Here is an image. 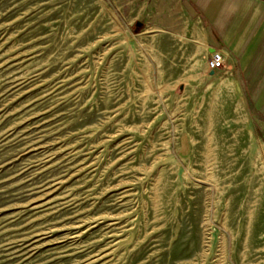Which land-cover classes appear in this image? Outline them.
<instances>
[{
    "label": "rangeland",
    "instance_id": "1",
    "mask_svg": "<svg viewBox=\"0 0 264 264\" xmlns=\"http://www.w3.org/2000/svg\"><path fill=\"white\" fill-rule=\"evenodd\" d=\"M183 0H0V264H264V138Z\"/></svg>",
    "mask_w": 264,
    "mask_h": 264
},
{
    "label": "crops",
    "instance_id": "2",
    "mask_svg": "<svg viewBox=\"0 0 264 264\" xmlns=\"http://www.w3.org/2000/svg\"><path fill=\"white\" fill-rule=\"evenodd\" d=\"M183 1L197 15L208 54L222 53L224 66L218 71L232 79L237 93L250 96L264 138V0Z\"/></svg>",
    "mask_w": 264,
    "mask_h": 264
},
{
    "label": "built area",
    "instance_id": "3",
    "mask_svg": "<svg viewBox=\"0 0 264 264\" xmlns=\"http://www.w3.org/2000/svg\"><path fill=\"white\" fill-rule=\"evenodd\" d=\"M224 66V57L220 51H212L207 58V68L209 71H217Z\"/></svg>",
    "mask_w": 264,
    "mask_h": 264
},
{
    "label": "water",
    "instance_id": "4",
    "mask_svg": "<svg viewBox=\"0 0 264 264\" xmlns=\"http://www.w3.org/2000/svg\"><path fill=\"white\" fill-rule=\"evenodd\" d=\"M214 73V71H211V73L210 74H213Z\"/></svg>",
    "mask_w": 264,
    "mask_h": 264
}]
</instances>
